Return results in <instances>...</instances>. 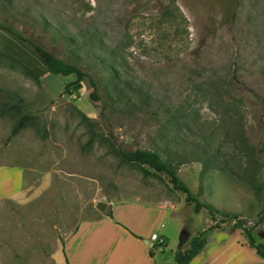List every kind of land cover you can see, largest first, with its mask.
<instances>
[{"label": "rangeland", "instance_id": "374dc122", "mask_svg": "<svg viewBox=\"0 0 264 264\" xmlns=\"http://www.w3.org/2000/svg\"><path fill=\"white\" fill-rule=\"evenodd\" d=\"M171 1L0 0V264H58L82 219L135 198L168 202L151 220L169 240L155 248L160 264H176L173 253L210 215L165 174L120 161L115 147L185 158L177 175L192 194L239 213L264 242V0H239L229 20L223 0ZM40 14L115 48L119 88L86 51L53 41ZM5 25L92 74L99 98H90L88 79L69 93L75 76L46 70ZM215 234L253 248L236 225Z\"/></svg>", "mask_w": 264, "mask_h": 264}, {"label": "trees", "instance_id": "16d2710c", "mask_svg": "<svg viewBox=\"0 0 264 264\" xmlns=\"http://www.w3.org/2000/svg\"><path fill=\"white\" fill-rule=\"evenodd\" d=\"M173 5V1H171ZM239 4V0H223V18L224 20L233 19ZM170 8L166 7L164 10V15L170 13ZM40 21L43 31L47 32L53 41L61 40L67 49L77 55L81 56L82 51H86L88 56L93 57L96 64L104 66L109 71V77L111 82H118L121 78L119 71L114 67L116 62L115 58L117 55V50L111 48L110 45L106 44L103 37L98 33H75L71 32L67 25L64 23L55 22L49 19L46 14H40ZM7 31L15 37L19 42L24 44L31 50L33 55L39 61L41 65L45 67L46 70L61 74L64 76L74 75V80L70 81L66 85V90L72 93L74 90L81 87L82 81L88 79L92 90L90 92V98L93 100L98 99V81L96 78L90 74L88 71L81 68L78 64L65 60L51 50L43 46L42 44L36 42L25 32L20 31L11 27L10 25H5ZM88 45V48H86ZM90 45V46H89ZM112 61L110 62V59ZM113 86L119 88L118 83ZM142 100L144 103L148 102V97L143 96ZM264 103V98H263ZM11 106L17 107L16 104ZM27 120V115L23 114L17 118L15 125L13 126L12 132L15 133L20 127H22ZM167 150L172 151L169 146H166ZM118 158L122 162L130 164H138L140 169L144 173H157L165 174L167 176L170 186L176 190H180L186 194V200L194 203V210L199 212L202 208H205L210 215L211 223L202 229L196 236H194L188 247L177 249L174 252V258L176 264H189L190 260L196 256L199 251L207 242L208 234L211 230L223 228L226 225L232 224L236 225L241 229L242 235L247 240L248 244L254 248L256 253L264 258V242L257 241L252 232V226L247 225V221L237 212H226L223 211L209 202L202 201L197 195L192 194L187 184L182 181L177 175V165L179 162L186 161L185 158L179 159V161H166L164 160L160 153L151 149L135 148L133 150L123 149L115 147ZM211 151L208 150L206 146L201 147L199 154L201 160L205 163H209L210 159L208 155ZM112 216L111 207L105 213Z\"/></svg>", "mask_w": 264, "mask_h": 264}, {"label": "crops", "instance_id": "0c3cea01", "mask_svg": "<svg viewBox=\"0 0 264 264\" xmlns=\"http://www.w3.org/2000/svg\"><path fill=\"white\" fill-rule=\"evenodd\" d=\"M168 208V202L141 198L113 202L112 216L102 214L78 223L58 264H160L162 256L151 234L157 232L166 239L161 251L169 240L155 229L151 217H161ZM216 231L209 232L206 244L189 264H264L254 248L236 247L233 240L228 242L226 235Z\"/></svg>", "mask_w": 264, "mask_h": 264}, {"label": "built area", "instance_id": "2783aa9c", "mask_svg": "<svg viewBox=\"0 0 264 264\" xmlns=\"http://www.w3.org/2000/svg\"><path fill=\"white\" fill-rule=\"evenodd\" d=\"M151 239L159 247H164L166 245V239L163 236H161L160 234H158L157 232H154L151 234Z\"/></svg>", "mask_w": 264, "mask_h": 264}]
</instances>
